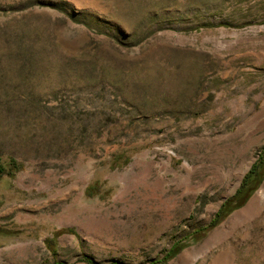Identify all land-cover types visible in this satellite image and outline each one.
Segmentation results:
<instances>
[{"label":"rangeland","instance_id":"rangeland-1","mask_svg":"<svg viewBox=\"0 0 264 264\" xmlns=\"http://www.w3.org/2000/svg\"><path fill=\"white\" fill-rule=\"evenodd\" d=\"M261 147L264 0H0V264H264Z\"/></svg>","mask_w":264,"mask_h":264},{"label":"trees","instance_id":"trees-1","mask_svg":"<svg viewBox=\"0 0 264 264\" xmlns=\"http://www.w3.org/2000/svg\"><path fill=\"white\" fill-rule=\"evenodd\" d=\"M264 165V147H261L257 153L256 159L254 162H252V164L249 166L248 170L245 172L241 183L239 185V188L236 190L235 194L238 195L241 190L246 186L247 182L249 181V179H254V174L256 172L257 167ZM15 168V167H13ZM3 168L0 166V173L3 172ZM11 174V173H8ZM216 224V221H211L209 224H207L205 227H203L204 230H206L207 228H210L211 226H214ZM197 231V230H196ZM194 231V232H196ZM200 230H198L199 232ZM180 250V246L176 245L175 243L172 244L170 246L169 249H167L162 256L159 259L156 260H152L149 262V264H164L167 262V260H169L172 256H174V254ZM84 262H86L87 264H102L100 262L94 261L92 259L89 258H84L83 259ZM52 264H63L62 262H56V263H52ZM107 264H121L119 262H110Z\"/></svg>","mask_w":264,"mask_h":264}]
</instances>
